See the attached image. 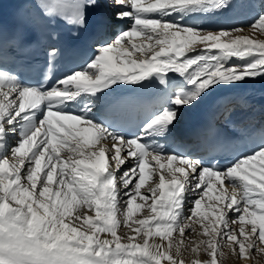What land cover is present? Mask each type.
<instances>
[{
  "label": "snow or ice",
  "instance_id": "6c2138e0",
  "mask_svg": "<svg viewBox=\"0 0 264 264\" xmlns=\"http://www.w3.org/2000/svg\"><path fill=\"white\" fill-rule=\"evenodd\" d=\"M112 3L115 19L130 26L63 77L32 85L0 63V264H186L185 252L194 257L188 264H221L224 249L242 260L264 255V142L224 164L148 143L218 88L264 78V39L255 35L264 12L247 26L205 31L185 18L231 0ZM36 6L83 28L99 0ZM153 81L176 84L135 131L95 116L101 97ZM188 193L195 199L186 213Z\"/></svg>",
  "mask_w": 264,
  "mask_h": 264
},
{
  "label": "bare ground",
  "instance_id": "6f19581e",
  "mask_svg": "<svg viewBox=\"0 0 264 264\" xmlns=\"http://www.w3.org/2000/svg\"><path fill=\"white\" fill-rule=\"evenodd\" d=\"M235 2V7H233ZM118 10L113 5L112 0H99V6L87 9V23L92 27L95 38L91 44V50L94 54L95 48L100 41L110 40L118 34L121 29H127L131 21L116 20L114 13ZM264 12V0H231L230 6L223 11H214L211 13H193L185 20L188 24L198 25L202 30L212 27H220L229 22L232 26H243V23H251L259 13ZM176 19H179L177 16ZM245 26V25H244ZM218 29V28H217ZM219 28L218 30H220ZM217 30V31H218ZM206 31V30H205ZM213 31V30H212ZM241 34H248L247 32ZM255 35L264 39V32H257ZM142 38H137L140 42ZM56 49V43L52 44V49ZM171 75V74H170ZM64 74L60 75L63 77ZM59 77V78H60ZM263 81V80H262ZM176 81H173L174 87ZM172 87L163 85L150 92L147 103H153L152 108L159 107L164 103L172 91ZM139 86H124L103 96L97 102L95 116L106 119L111 114L114 106L125 98L132 91L139 89ZM264 83L259 78L249 80L247 84H241L234 88H218L207 96L200 104L195 107L186 108L182 111L180 119L170 130L162 136L150 138L148 143L155 141L162 145L166 153L176 152V147H182L186 150L177 154H186L192 158H200L199 148L201 139L196 134V129L206 119L220 126L228 135L240 137L244 133L249 134L257 130H264ZM110 144L111 142L108 141ZM127 166H131L130 164ZM195 195L188 193L186 204L187 210L191 208V201ZM94 214V213H89ZM129 231L118 230L123 233ZM227 256L224 264H261L252 259H240L239 256H233L230 250L226 249ZM186 264L190 258H194L190 252H185ZM209 257L201 256L200 259ZM236 261L233 263L232 261ZM251 260V261H250ZM247 262V263H244Z\"/></svg>",
  "mask_w": 264,
  "mask_h": 264
},
{
  "label": "rangeland",
  "instance_id": "374dc122",
  "mask_svg": "<svg viewBox=\"0 0 264 264\" xmlns=\"http://www.w3.org/2000/svg\"><path fill=\"white\" fill-rule=\"evenodd\" d=\"M235 2H233V7H235ZM249 23H247V22H245V23H243V26L245 25V26H247ZM230 27H233L231 24H229V22H227L226 24H224L223 26H220V27H212V26H209L208 28H210L209 29V31H217L219 28H230ZM218 28V29H217ZM204 30H208V29H204ZM219 31V30H218ZM257 78H259L260 79V82L261 83H264V78H260V77H257ZM263 80V81H262ZM264 89V88H263ZM62 155H63V153H62ZM127 167H131V166H127ZM151 183V182H150ZM144 211H147V209H145ZM90 213H94V212H90ZM142 215V213H140V212H138L137 213V217L136 218H140V216ZM120 231H122V230H126V228H121V229H119ZM197 239H201L202 237H196ZM224 251L226 252V249H224ZM201 256H206V257H208L206 254H204V253H201ZM226 258V257H225ZM225 258H221V264H224L223 262H224V259ZM252 260L253 261H258V262H260L261 264H264V255H254L253 256V258H252ZM251 261V260H250ZM233 263H236V261H232ZM244 263H247V262H244Z\"/></svg>",
  "mask_w": 264,
  "mask_h": 264
}]
</instances>
